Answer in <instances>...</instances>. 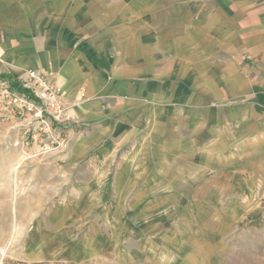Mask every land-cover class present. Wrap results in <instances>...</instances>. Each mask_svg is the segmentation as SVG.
<instances>
[{
  "label": "rangeland",
  "instance_id": "rangeland-1",
  "mask_svg": "<svg viewBox=\"0 0 264 264\" xmlns=\"http://www.w3.org/2000/svg\"><path fill=\"white\" fill-rule=\"evenodd\" d=\"M166 1L200 15L259 7L264 43V0ZM237 58L259 56L232 54L231 75L264 89V69L250 81ZM237 87L227 101L216 87L207 116H160L82 160L35 155L0 123V264H264V102Z\"/></svg>",
  "mask_w": 264,
  "mask_h": 264
},
{
  "label": "crops",
  "instance_id": "crops-1",
  "mask_svg": "<svg viewBox=\"0 0 264 264\" xmlns=\"http://www.w3.org/2000/svg\"><path fill=\"white\" fill-rule=\"evenodd\" d=\"M258 8L219 5L200 15L166 0H0V76L52 73L75 119L57 158L86 159L105 141H133L160 116H207L216 87L217 101L231 99L232 78L239 96L254 93L263 103L264 89L231 75L232 54H256L252 62L237 58L238 69L252 66L250 81L261 79Z\"/></svg>",
  "mask_w": 264,
  "mask_h": 264
},
{
  "label": "built area",
  "instance_id": "built-area-1",
  "mask_svg": "<svg viewBox=\"0 0 264 264\" xmlns=\"http://www.w3.org/2000/svg\"><path fill=\"white\" fill-rule=\"evenodd\" d=\"M70 104L52 73L28 70L22 77L0 76V123L18 130L16 145L29 142L34 154L48 155L68 145Z\"/></svg>",
  "mask_w": 264,
  "mask_h": 264
}]
</instances>
